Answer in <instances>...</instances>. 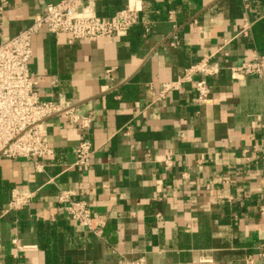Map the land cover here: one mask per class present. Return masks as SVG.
<instances>
[{
	"label": "crops",
	"instance_id": "crops-1",
	"mask_svg": "<svg viewBox=\"0 0 264 264\" xmlns=\"http://www.w3.org/2000/svg\"><path fill=\"white\" fill-rule=\"evenodd\" d=\"M48 1L10 2L0 41ZM127 2L99 0L95 11L109 17ZM142 8L123 37L33 36L29 73L40 98L92 122L84 130L53 115L52 155L0 156V264H264V69L230 71L264 54L253 32L264 2L144 0ZM206 57L223 68L209 78L207 104L190 83L161 97L164 83ZM85 138L94 153L79 170ZM14 188L34 194L28 207L8 210ZM62 190L107 216L102 236L64 213Z\"/></svg>",
	"mask_w": 264,
	"mask_h": 264
},
{
	"label": "built area",
	"instance_id": "built-area-1",
	"mask_svg": "<svg viewBox=\"0 0 264 264\" xmlns=\"http://www.w3.org/2000/svg\"><path fill=\"white\" fill-rule=\"evenodd\" d=\"M13 0H0V31L3 29V14ZM99 0H51L46 2L42 13L33 22L12 37L0 41V156L6 158H45L54 153L46 131V120L53 115H62L81 129L91 126V118L74 111L68 103L44 101L39 96L36 82L31 79L29 64L33 58V36L42 29L58 35L67 33L71 40H89L96 37H123L129 29L142 20L144 0H128L124 8L114 15L102 17L95 11ZM149 32V28L146 29ZM178 41H174L175 45ZM223 68L206 57L196 62L162 85L161 97L171 90H177L190 83L196 92V101L207 104L212 90L209 78ZM264 69V54L256 53L251 60L230 66L234 77L245 74H261ZM79 170L90 166L94 153L88 139L77 145ZM170 164V160H166ZM70 190H62L57 201L64 213L72 220L79 221L97 236H102L108 218L95 213L88 202L74 199ZM34 194L14 188L10 192L8 210H21L31 204ZM132 264H146L144 258Z\"/></svg>",
	"mask_w": 264,
	"mask_h": 264
},
{
	"label": "trees",
	"instance_id": "trees-1",
	"mask_svg": "<svg viewBox=\"0 0 264 264\" xmlns=\"http://www.w3.org/2000/svg\"><path fill=\"white\" fill-rule=\"evenodd\" d=\"M260 1L264 2V0H260ZM144 29H145V27H144ZM253 32H254V35H255V38L257 41V45L260 48L264 47V19L255 23V25L253 27ZM4 190H5V188H4ZM2 192H3V190H2L1 182H0V198H1Z\"/></svg>",
	"mask_w": 264,
	"mask_h": 264
}]
</instances>
